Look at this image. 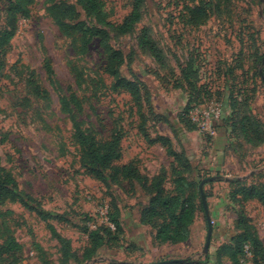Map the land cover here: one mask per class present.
Wrapping results in <instances>:
<instances>
[{
  "label": "rangeland",
  "instance_id": "374dc122",
  "mask_svg": "<svg viewBox=\"0 0 264 264\" xmlns=\"http://www.w3.org/2000/svg\"><path fill=\"white\" fill-rule=\"evenodd\" d=\"M132 1L97 0L92 8L34 0L17 16L0 55V264H208L204 211L177 248L153 242L159 222L140 225L156 192L149 183L171 192L184 177L197 198L212 177L218 181L204 191L217 197L233 191L232 182L264 184V0H144L134 30L122 34ZM9 7L0 0V33L10 25ZM198 9L205 18L194 24ZM143 34L158 56L140 45ZM245 117L253 144L243 134ZM206 121L213 134L201 128ZM76 125L100 143L119 137L123 157L115 165L133 164L140 179L98 180L82 161ZM110 205L123 230L86 261L91 231L106 223ZM234 211L264 240L260 204L235 203ZM211 220L213 235L224 224L217 210ZM56 234L71 242L68 262Z\"/></svg>",
  "mask_w": 264,
  "mask_h": 264
},
{
  "label": "trees",
  "instance_id": "16d2710c",
  "mask_svg": "<svg viewBox=\"0 0 264 264\" xmlns=\"http://www.w3.org/2000/svg\"><path fill=\"white\" fill-rule=\"evenodd\" d=\"M10 7L7 9L8 16L11 17L10 25L8 29L0 33V55H6L11 41L15 37L16 33V19L17 16L31 6L34 0H8ZM89 7H96L95 2L97 0H82ZM144 0H133L131 14L126 18L123 24L119 27V32L122 34L130 33L134 30L135 25L141 18V8ZM81 2V1H80ZM62 6L60 2L56 3V7ZM205 18V11L198 9L192 17L193 23L198 24ZM93 35L102 36V40L106 42L108 36L100 31H92ZM140 45L149 51L153 52L157 56L160 51L157 50L156 44L148 40L147 35L143 34L140 39ZM112 59H120L117 53H114ZM122 61V60H120ZM119 85L126 88L129 91L136 92V86L134 83H127L120 81ZM243 127V134L246 142L253 144L249 132H246L247 126H251L253 122L248 118H243L240 122ZM255 123V122H254ZM75 139L81 148L83 154V163L86 168H90L93 175L98 180H107L112 184L118 185L122 181L126 180L133 182L139 180L138 170H136L133 164L124 166H116L115 163L121 161L122 152L120 148V138L113 137V139L106 143H100L95 137L86 134L80 127L76 125ZM162 141L167 143L169 147V141L165 138H161ZM110 172L109 175L105 172ZM184 178V177H183ZM183 178H178L175 182V188L171 192H167L161 183H155V181L149 183L150 187L156 189L149 205L142 211L140 223L147 227H152L156 222L158 223L156 230H154L153 242L156 245H172L178 246L186 243L191 237V230L196 222V215L198 211H204L201 194L198 192V198L195 194L188 193L191 183L185 181ZM9 183L14 184L12 179H8ZM231 186L235 185V189L229 193V200L235 209V203L243 205L245 203L257 202L264 208V184L259 186H248L245 182H232ZM10 194H14L8 187H2ZM206 198L209 197L208 193H205ZM198 199V201H197ZM22 204L26 205L24 199L19 198ZM30 210H34L28 207ZM240 209H243L240 207ZM205 212V211H204ZM235 212V211H234ZM108 222L97 226L91 231L90 248L86 251V257L84 259L89 261L95 257L97 252L104 246L108 236L115 233H120L123 228L120 221V213L116 216L113 213V208L110 205L108 211ZM235 229L240 232L236 235L230 244L221 247L217 251V261L215 264H223L222 259L228 258L232 264H242V260L245 257V247L249 246L252 254V258L248 261L251 264H264V245L260 240L258 234L254 231L248 217L243 211L238 215V219L235 221ZM56 233V232H54ZM115 233V234H116ZM57 239L62 245L63 261L68 262L69 259L75 255L71 253V242L67 239H63L56 234ZM10 244L13 247L19 248L16 245L15 239L10 237ZM208 260V258H207ZM208 263V262H207ZM111 264H119L113 262ZM183 264V263H177ZM194 264H206L200 262H194Z\"/></svg>",
  "mask_w": 264,
  "mask_h": 264
},
{
  "label": "crops",
  "instance_id": "0c3cea01",
  "mask_svg": "<svg viewBox=\"0 0 264 264\" xmlns=\"http://www.w3.org/2000/svg\"><path fill=\"white\" fill-rule=\"evenodd\" d=\"M217 182V181H215ZM227 182V181H226ZM211 183H214V182H211ZM227 192H222L219 194V196L217 197L216 194H209V192L207 191L209 197L207 198L208 200V209H209V214H210V217L214 215V212L215 210L218 211V216L219 218L223 221V224L222 225V229H218L217 231H215L212 235V241H211V245H210V248H209V251L207 254H204L203 252V255L208 258V264H215L216 261H217V251L227 245V244H230L231 241L233 240V238L236 236V233H232L230 231L229 228H233V230H235V221H236V214L233 210V206H232V203L230 202L229 200V191L226 190ZM200 214V211L197 212V215H196V221L198 219V216ZM231 219V221H230ZM196 223V222H195ZM140 225L142 227H144V225H142L140 223ZM224 226H228L227 229H224ZM147 227V226H146ZM149 228V227H148ZM230 236L229 237V241H227V239L224 237V236ZM258 236L260 237V234L258 233ZM226 239V240H225ZM260 240L262 241V243H264V240L263 238L260 237ZM166 246H171V247H179L180 245L178 246H172V245H157L158 249H164L166 248ZM216 247V251L212 250L213 247ZM161 251V250H160ZM222 262L223 264H232V262L230 260H228V258H223L222 259ZM113 263V261H108V264H111ZM121 264H127V263H121ZM248 264H251V263H248Z\"/></svg>",
  "mask_w": 264,
  "mask_h": 264
},
{
  "label": "water",
  "instance_id": "95a60500",
  "mask_svg": "<svg viewBox=\"0 0 264 264\" xmlns=\"http://www.w3.org/2000/svg\"><path fill=\"white\" fill-rule=\"evenodd\" d=\"M218 181L217 178H208L206 180H204L201 184H200V194H201V198H202V203H203V207H204V211L205 214L207 216V223H208V235H207V240H206V245L204 248V254H207L211 245V239H212V220L209 214V209H208V204H207V198L205 195V191H204V185L210 182H215ZM177 263H183V261L181 260H170V261H164L161 263H157V264H177ZM121 264V263H119Z\"/></svg>",
  "mask_w": 264,
  "mask_h": 264
},
{
  "label": "built area",
  "instance_id": "2783aa9c",
  "mask_svg": "<svg viewBox=\"0 0 264 264\" xmlns=\"http://www.w3.org/2000/svg\"><path fill=\"white\" fill-rule=\"evenodd\" d=\"M208 122L209 121L203 122L201 124V128L203 130H207V132H209L210 134H213L214 133V130H213V128H212L211 125H208ZM107 216H108V213H107ZM107 222H108V217H106V223ZM244 251H245V257L242 260V264H248V261L252 258V254H251V251H250V247L249 246H246L245 249H244Z\"/></svg>",
  "mask_w": 264,
  "mask_h": 264
}]
</instances>
